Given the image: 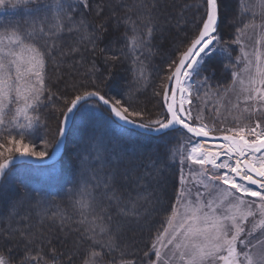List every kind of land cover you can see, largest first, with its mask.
Returning <instances> with one entry per match:
<instances>
[{"label": "trees", "instance_id": "obj_1", "mask_svg": "<svg viewBox=\"0 0 264 264\" xmlns=\"http://www.w3.org/2000/svg\"><path fill=\"white\" fill-rule=\"evenodd\" d=\"M52 1L37 0L41 5ZM14 2L12 0V3L6 2L0 6V35H11L17 25L23 30L27 27L26 22L33 19L27 9L35 8L36 3L13 7ZM63 3L76 2L70 0ZM255 3L256 0H223L221 4L220 37L223 42L229 43L227 46L231 59L228 61L226 55L213 53L212 57L205 60L211 71H205L203 75L209 77L205 86L213 89L212 100L221 101L222 110L219 113L224 112L229 116L223 114L222 118H216L218 111L213 105L206 115L205 111L195 106L196 100L201 99L202 102L203 96L199 92L203 91V87L194 92L192 104L193 116L199 114L200 120L209 123V126L213 122L219 124L223 120H235L229 108L234 100L230 89L234 85L237 88L239 83L237 80L233 83L235 77L229 62L240 55L241 45L248 41V35L244 34L251 28H247L242 35L237 29L254 21L258 28L255 30L256 36L261 30L259 25L264 23V17L259 10L249 7ZM98 6L103 11L96 15ZM204 10V0H89L88 9L81 6L72 15L74 20L82 17L87 20L89 33L96 31L99 34L101 24L107 28L95 48L89 40L83 39L81 32H69L67 29L70 24L65 26V33L59 36L41 37L34 33L35 38L28 42L43 49L46 42L51 44L54 41L57 47L52 50L55 60L49 58L44 67L45 85L52 94L49 98V93L45 92L42 97L43 104L39 112L41 127L31 138V143L36 139L44 141L52 133L51 128L54 131L59 128L61 107H66V101L75 98L78 92L87 91L82 89L85 88L82 85L87 83L95 89L99 85L101 94L116 96L131 109L138 110L137 106L162 107L161 84L170 74L169 65L187 47L185 41L196 33ZM127 18H131L134 24L125 23ZM148 27L153 29L152 38L144 47L134 49L131 37L139 35L148 40ZM237 35H240V44L233 42ZM73 47L80 51L73 52ZM61 52L65 54L61 55ZM112 56L117 59L106 63V58ZM93 62L99 71L91 70ZM108 72L114 73L115 81L104 83L103 78ZM108 85H115L117 90L110 92ZM107 125L113 131H108L100 138L105 152L93 165L104 174L102 184L96 185L85 171H79L76 165L71 166L72 157L80 146L74 143L75 138L80 139L78 136L81 134L77 133L72 136L74 139H70L73 141V150L67 154L69 159L59 163L61 171H52L46 176L37 171L43 167H35L37 170L31 172L15 171L12 179L3 185L0 190V215L8 217V220L0 224V254L13 264H85L92 252L98 253L93 257L95 264H149L155 259L151 244L165 229L179 190L180 171L177 164H172L171 159L167 164L160 162L169 146L164 142L176 133L145 142L134 141L131 135L121 146L109 142L112 136L117 138L115 129L119 125ZM220 132L217 128L216 133ZM91 135L97 137V129L93 128ZM6 137V132H0V144L6 142ZM25 140L30 139L25 137ZM139 146H143V151L138 150ZM114 168L127 174L114 180L116 171L115 175L111 174ZM153 168L162 169L159 181L145 179V183H137V178L151 174ZM131 174L135 175V179L130 177ZM105 182L110 187H106ZM106 196L112 199H106ZM11 198L20 201V205L16 204L18 207L13 217H9L13 209ZM133 205L136 207L133 208ZM131 209V212L140 214L139 223L125 222L137 219L122 214ZM82 220L85 222L81 223ZM118 221L121 222L119 231L116 228ZM89 225L95 228L94 232H86ZM106 225L110 231L101 230ZM21 232L34 234V238L30 237L31 244L21 237ZM87 235L93 239H87ZM49 239L51 243H47ZM26 254L37 259L25 260Z\"/></svg>", "mask_w": 264, "mask_h": 264}, {"label": "snow or ice", "instance_id": "obj_2", "mask_svg": "<svg viewBox=\"0 0 264 264\" xmlns=\"http://www.w3.org/2000/svg\"><path fill=\"white\" fill-rule=\"evenodd\" d=\"M6 2L12 3V0H0V6H4ZM32 3H36L37 6L27 9L29 16L33 17L30 22H26L27 27L21 30L20 26L17 25L11 35H0V132H6L8 143L16 146L17 159L35 157L44 160L48 155L46 151H36L31 143L24 141L25 137H29L31 140L41 127L39 112L43 104L42 96L48 92L50 98L52 94L51 89L45 85L43 69L49 58L55 60L52 56V50L57 47V44L54 41L51 44L46 42V46L42 49L37 47L35 43L28 41L35 38L34 33L55 37L64 31V22L68 21L70 27L67 30L69 32L73 30L81 32L83 39L89 40L92 47L95 48L97 41L102 38V34L107 31V28L101 24L99 34L96 31L89 33L86 19L83 17L79 20L73 19L72 14L79 7L89 8V0H76V3H63L57 0L55 6L51 3L41 5L37 0H15L12 6ZM222 3L223 0H204L205 10L200 26L196 33L185 41L187 47L169 65L170 74L166 77L167 84L163 85L162 103L166 105V114L162 119L155 118L145 121L142 111L131 109L130 106L122 103V99L113 95L101 94L99 85L94 91H87L82 95H76L70 101H66V107L62 109L58 137L64 136L68 124L87 107V100L95 98L98 104L102 103L107 107L112 123L119 121L123 125H133L144 129L146 133H156L157 135L167 136L176 133L181 145L184 143L189 145L186 153H179V162L183 164L184 161H188L192 165H200L199 174L210 182L205 184V188H214L216 191H220V184L215 183L220 181L229 189L235 190L232 193V200L227 205H224V200L227 199V190H224L225 196L220 199L216 207H213L211 202L207 205L202 203L200 201L202 193H197L194 204L189 200L186 206L182 205L184 207L183 214L178 209L173 210L168 221V227L156 237V242L151 244L155 259L149 264H171L177 254L183 264H264V240L254 244L249 239L252 232H246L243 226L248 217L257 214L252 210L254 204L261 219L253 227V231L256 227L264 228V127L257 120L255 126L250 128L242 126L220 129L225 133L222 136L225 143L219 145V150H205L199 138L209 137L210 134L217 132V128L214 124L209 126L208 123L202 122L199 114L195 117L192 114L193 94L199 91V87L205 86L209 79L203 75L205 71H211V68L205 63L206 58H210L213 53L219 52L231 59L228 49L222 46L225 42L220 37ZM249 7L259 9L260 15L264 17V0H256L255 5ZM53 8H55V15L50 18L47 13L51 12ZM101 11L103 8L98 6L96 15H99ZM50 19L54 20V23H49ZM125 23L134 24L131 18H127ZM254 27L257 25L254 21H250L243 28H238L237 32L242 35L247 28ZM259 27L262 29L261 35L264 37V23ZM133 31L135 32V28ZM152 32L153 29L148 27L146 32L148 40L139 35L132 36L133 48L144 47L152 38ZM233 42L240 44V35L235 36ZM72 51L79 52L80 49L73 47ZM64 54L61 52V55ZM252 55L255 57V63L248 59L249 54L247 52L243 53L244 59L247 61L243 71L249 73L250 69L254 67L255 72L254 75H247V84H245V80H240V84L243 86L240 91L248 93L245 97L246 101H259L264 106V61H261L257 52H253ZM115 59H117L115 56L107 57L105 62ZM109 67L114 66L109 65ZM91 70L99 71L94 62ZM140 75L142 76L143 72ZM232 75L236 77L239 74L233 72ZM109 80L115 81L114 73L108 72L102 82L107 83ZM177 95L180 97L179 103L176 102ZM243 111L248 112L249 109L245 108ZM255 111L259 112L261 109L256 108ZM134 117H139V120L134 119ZM249 136L253 139H248ZM61 145L62 139H57V152H59ZM0 147L3 145L0 144ZM7 150L10 153L13 151L11 147ZM138 150L143 151V146H139ZM96 152L97 159L101 158L99 147ZM90 154L89 150L85 149V155ZM177 154L178 152L169 146L160 162L167 164L170 159L174 160ZM222 156L224 159L221 160ZM14 163L16 160L13 159L0 163V183L6 180L9 165ZM75 163L85 166L88 161L85 160L84 155H78ZM126 174L121 173L117 168L113 179H119ZM238 181H246V184ZM183 182L184 177L181 176V183ZM247 185H255L257 190H253ZM105 186L110 187L107 182H105ZM237 193L258 199L244 206L245 201L236 195ZM181 195L183 196L184 193L182 192ZM177 203L182 204V201L178 200ZM221 205L224 206L220 207ZM135 207L133 205V208ZM218 208L220 211L217 210ZM123 215L125 217H137L135 220L125 222L139 223L140 214L124 212ZM84 222L81 221V223ZM120 227L121 222L118 221L116 224L117 231ZM170 229L171 234L169 235ZM101 230L110 231V227L106 225ZM94 231L95 228L91 225L86 229L87 233ZM164 236L169 237L166 244L161 241ZM21 237L27 244H31L34 234L28 233L26 235L21 232ZM86 238L93 239L91 235H87ZM47 243H51V240H47ZM167 245H172L174 251L165 258L162 249ZM253 248L255 251L252 250ZM97 255L98 253L92 252L85 264H95L93 257ZM29 259L36 260L37 257L26 254L25 260ZM0 264H10V261L3 254H0Z\"/></svg>", "mask_w": 264, "mask_h": 264}, {"label": "rangeland", "instance_id": "obj_3", "mask_svg": "<svg viewBox=\"0 0 264 264\" xmlns=\"http://www.w3.org/2000/svg\"><path fill=\"white\" fill-rule=\"evenodd\" d=\"M56 1L57 0L52 1L51 4H53L55 6ZM63 1H70V0H60V2H63ZM72 1L76 2V0H72ZM111 4H112V2H111ZM258 10L259 9H256V11H258ZM47 14L49 15L50 18L53 17L55 15V8H53V10L51 12H48ZM73 18H74V16H73ZM49 23H54V20L50 19ZM69 24H70V22H68V21L64 22V31L66 28L65 26H67ZM255 25H257V23ZM256 29H258V28L257 27L251 28L247 33L244 34V35H248L247 43L244 45H241L242 48L240 49V52H239L240 55L236 56L232 60L233 62H229L230 63L229 67L231 68V70L233 72L239 74L238 76H236L234 78V81H233L234 84L236 83L235 80H237V82L239 83L237 85V88H235V85H234L230 89V93L234 94V100L232 101V104L229 105V108L232 110V114H233V116H231V117H233L235 120H232V121L223 120L219 124H215V122H213L214 125H217L216 128H218V129L238 128V127H242V126H247L250 128V127L255 126V123L257 120H259L262 127H264V106H262L259 101H246L245 97L248 95V93H243L240 91V89L243 87L240 84V80L241 79L245 80V84H247V75L248 74L254 75V72H255L254 67L250 69L249 73H245L243 71V69L245 68V66L247 64V61L244 59L243 53L247 52L249 54L248 59L253 60V63H255V57L252 55V53L257 52L261 57V61H264V37H262V35H261L262 29L260 30V32L257 36L255 33ZM45 30L47 31V28ZM64 31L58 33V35H56V36H59V35L65 33ZM162 31H165V30L162 29ZM36 34L40 35L41 37H48V36H44L41 33H36ZM3 36H8V34H5ZM254 37H255V40H254ZM5 43H7V41H5ZM228 44L229 43L225 42L222 44V46L226 47L228 49V47H229V46H227ZM233 46H235V45H233ZM214 54L223 55L219 52H215ZM227 59H228V61H230L228 56H227ZM173 68H174V66H173ZM43 71H44V69H43ZM165 81H167V80L165 79ZM165 81H163L161 84V89H162V92L160 94L161 100H162V93L164 91L163 85H165V83H166ZM82 86L85 87L82 89L87 90V91L96 90L95 88H93L90 85V83L89 84L87 83V84L82 85ZM108 86H109L110 92H113V91L115 92L117 90L113 85L112 86L108 85ZM199 88H201V87H199ZM201 89H203V91H200L199 94H200V96H203V99H202V102H201V99L200 100L198 99V101L195 99L196 100L195 101L196 107L197 106H198V108L200 107L201 111L202 112L205 111V115H206L207 114L206 111L209 109V107H211L213 105V107L216 108V110L218 111L217 115H215L216 118H222L223 114L225 116H229L228 114H225L224 112L219 113L222 110V108L220 107L221 101L216 100L215 98L212 100V94H214L213 89L206 87V86H203V88H201ZM87 91L78 92V93H79V95H82ZM132 92H133V90L130 91V93H132ZM150 97H151V95H150ZM122 103H124V102H122ZM186 107H187V105H186ZM191 107H192V105H191ZM64 108L65 107H61L60 114L62 113V109H64ZM245 108H248L249 111L244 112L243 110ZM256 108H260L261 111H259V112L255 111ZM136 109H138L136 111H142L144 113L143 119L145 121H148L149 119H155V118H161L162 119L164 117V115L166 114V109H165V106L163 103H162V107L160 106L157 108L156 107L144 108V106L143 107L137 106ZM225 109L227 110V108H225ZM109 116H110V114H109L107 108H105L101 104H98L96 101L87 102V107L84 110H82L80 113H78L75 117V121L73 122L74 124L72 125L73 127H71L69 135H68L66 150H65V153L61 159L63 161L66 158L69 159L70 156L67 157V154L69 151L73 150V147H72L73 141H71L70 139H74V137H72L74 134L80 133L81 135L78 136V138H80V139L75 138V140H74V143H76V145L80 144V146L77 149V153H75L74 156L72 157L71 166L74 167L76 165L77 166L76 168L80 169L79 171H85L86 176H90L89 179L91 181H93L96 185L102 184L104 181V174L99 171V168H96V167L94 168L93 165L96 163V160L100 159V158L97 159L96 149L99 147V149H100L99 156L100 157L105 152V147L100 142L101 141L100 138L104 137V135L107 134L108 131H113V130H111L112 127L107 125V124H112V122L109 119ZM206 117L208 119H212L209 116H206ZM134 119L139 120V117H134ZM225 119H228V118H225ZM115 123L117 125H119V128L115 129V131L117 132V138L114 139L112 136V138L109 139V142L113 143L114 145L119 144L121 146H124L125 143L123 141L127 137H130L131 135L133 136L132 138L134 139V141L138 140L139 142H141V141L145 142L149 139H155V138L160 137V136H152V135L143 134V133H140L138 131L129 129V130L133 131V133H132L131 131L126 130L128 128L121 126L117 122H115ZM115 123H113V124H115ZM82 124H83V126H82ZM81 126H82V129H81ZM60 127H61V125H59V128H57V130H55V131H54V129L51 128L52 133L49 134L47 139L45 138L44 141H40V140L36 139V141L33 143H31V140H29L30 142L28 140H25L24 142L25 143H31L36 151H42L43 150V151H46L49 155L51 153L55 143H56V140L58 139L57 133H58ZM93 128L97 129V133H98L97 137L98 138L91 135ZM134 134H137V135L139 134V136H136ZM214 134H225V133L220 132V133H214ZM161 136H163V135H161ZM248 139L251 140V139H253V137L249 136ZM69 140H70V144H69ZM201 143L203 144V146L206 144V142H202V141H201ZM164 144H168L169 146H171L173 148V150L178 152L176 158L174 160H172L173 161L172 164H177V167L179 168V171H180V173H179L180 174L179 175V190H178L176 201H175L174 206H173V210L178 209L181 212V214H183L184 207L182 205L186 206L188 204L189 200H191L192 203L194 204L196 202L197 193H202V195L200 196V201L202 203L207 205L209 202H211L213 207H216L219 204L220 199L225 196L224 190H227V199L224 200V205H227L228 202L232 200V193L235 192L234 189H229L227 185H223L220 181L215 182L216 184H220V191H216L214 188H205V184L210 183V182H208L204 176H201L199 174L201 171V166L200 165H192L188 161H184L183 164H181L179 162L180 161L179 153H186L188 148H189V145L187 143H184L183 145H181L180 141L177 138V134H175L172 137H169L164 142ZM2 145H3V147H0V163H3L8 158H11L13 156L18 155V153L15 152L16 146L9 144L8 140H6V142L3 143ZM45 145H47V147H45ZM169 146H167L166 148H168ZM10 147L13 149V151L11 153L7 150ZM85 149H88L91 154L85 155ZM78 155H84L85 160L88 161V163L85 166H80L77 163H75ZM60 161H58L54 165L45 166L43 168H40L39 170L35 169V167H38V166H32L29 168V167H27V165H20V166L14 167L13 169H11L8 172V176H7L6 180L1 184L0 190L3 189V185L5 186L6 183L12 179L15 171L31 172V171L37 170V171H41L42 175L45 174V176H46L47 174L52 173V171H55V173L57 171H61L60 164H59V163H61ZM53 166H55V167H53ZM208 167L210 168V166H208ZM49 171H51V172H49ZM112 171H114V172H112L111 174L115 175V171H117V170L114 168V169H112ZM131 171H134V169H131ZM152 171L153 172L151 174L144 175L140 178H137L136 179L137 183L143 184V183H145L144 182L145 179L154 182V181H159L162 178V173H161L162 169H159V171H157V168L156 169L153 168ZM110 172L111 171H109L108 174ZM92 175L94 178L92 177ZM181 176L184 177L183 183H181ZM130 177L135 179L134 174H131ZM182 192L184 193L183 196L181 195ZM236 195L240 196L245 201L244 206H247L249 204V202L258 199V198H253V197H245L239 193H237ZM106 199L111 200L112 197L106 196ZM178 200L182 201V204H178L177 203ZM16 204L20 205V201H14L11 198L10 199V205H13L12 206L13 209H11L9 217H13L15 215L16 209L18 207ZM224 205H221L220 207H223ZM244 206H242V207H244ZM132 210L133 209H131L129 212H131ZM206 210L210 211V209H207V208H206ZM217 210L220 211V208H218ZM252 210L254 212H256L257 214L255 216L248 217L247 222L244 223L243 226H244L246 232H252V235H251V237H249V239H251L252 242L255 244V243H259V241H261V240H264V228L256 227L255 231H253V227L258 224L261 217L259 216L258 209L256 208V206L254 204L252 205ZM119 214H121V213H119ZM122 214H123V212H122ZM171 215H172V213H171ZM171 215L169 216V218L171 217ZM169 218H168V221H169ZM3 220H8V217L5 218V217H2L0 215V224H1V222H3ZM168 221H167L165 228L168 227ZM170 234H171V229L169 230V235ZM168 238L169 237L164 236L161 238V241L166 244ZM158 247H159V244H158ZM239 247L240 246L238 245V248ZM252 250L255 251V248H253ZM172 251H174L173 246L167 245V247L162 249V254L165 256V258H167L171 254ZM10 264H13V263L10 261ZM171 264H183V262H181L179 260L178 254H177V257L171 261Z\"/></svg>", "mask_w": 264, "mask_h": 264}, {"label": "water", "instance_id": "obj_4", "mask_svg": "<svg viewBox=\"0 0 264 264\" xmlns=\"http://www.w3.org/2000/svg\"><path fill=\"white\" fill-rule=\"evenodd\" d=\"M169 87H171V85H169ZM177 98H179V95H177ZM177 98H176V102H177ZM90 101H96V99L95 98H90V99L87 100V102H90ZM100 104L102 105V103H100ZM102 106H104V105H102ZM164 106H165V109H166V105H164ZM104 107L107 108L106 106H104ZM75 117L68 124L67 129L65 130L64 136L62 138L58 137V139H62V145L60 147L59 152H57V150H56V143H55L51 153L47 157H45L44 160H39V159H37L35 157L17 159L18 155L13 156V157L8 158V159L5 160V161H7L9 159L16 160V163L9 165L8 172L11 169H13L14 167H17V166H20V165H32V166H38V167H45V166L54 165L58 161H60L62 159L64 153H65L66 144H67V141H68V135H69L70 129H71L72 125H73V122L75 120ZM117 123L120 124L121 126H124L125 128L131 129V130H135V131H138V132L143 133V134L152 135V136H161V135H157L156 133H146L144 129H141L139 127H135L133 125H123L122 122H119V121H117ZM223 135L224 134H210L209 137L199 138V139L202 142H206V144L204 145L205 150L211 149L213 151H216V150H219V146H214L212 144H224L225 142L222 140V136ZM222 159H223V156L221 157V160ZM241 182L246 184V181H241ZM1 184L2 183H0V186H1ZM247 186L251 187L254 190H257L255 185H247Z\"/></svg>", "mask_w": 264, "mask_h": 264}, {"label": "bare ground", "instance_id": "obj_5", "mask_svg": "<svg viewBox=\"0 0 264 264\" xmlns=\"http://www.w3.org/2000/svg\"><path fill=\"white\" fill-rule=\"evenodd\" d=\"M177 102L179 103L180 102V97L179 98H177ZM212 145H214V146H219V145H221V144H212ZM223 159H224V157H223ZM238 182H240V183H242L241 181H238ZM249 187V186H248ZM251 188V187H250ZM252 189V188H251ZM254 190V189H253Z\"/></svg>", "mask_w": 264, "mask_h": 264}]
</instances>
